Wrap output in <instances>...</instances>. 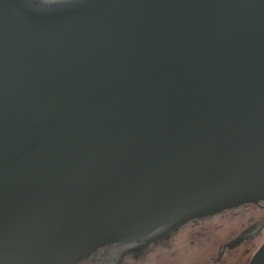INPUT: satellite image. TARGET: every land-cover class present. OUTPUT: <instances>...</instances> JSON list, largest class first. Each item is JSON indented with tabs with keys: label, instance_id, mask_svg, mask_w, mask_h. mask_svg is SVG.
Segmentation results:
<instances>
[{
	"label": "water",
	"instance_id": "obj_1",
	"mask_svg": "<svg viewBox=\"0 0 264 264\" xmlns=\"http://www.w3.org/2000/svg\"><path fill=\"white\" fill-rule=\"evenodd\" d=\"M261 202L264 0H0V264Z\"/></svg>",
	"mask_w": 264,
	"mask_h": 264
},
{
	"label": "flooded vegetation",
	"instance_id": "obj_2",
	"mask_svg": "<svg viewBox=\"0 0 264 264\" xmlns=\"http://www.w3.org/2000/svg\"><path fill=\"white\" fill-rule=\"evenodd\" d=\"M264 245V203L190 222L169 239L99 249L79 264H249Z\"/></svg>",
	"mask_w": 264,
	"mask_h": 264
}]
</instances>
